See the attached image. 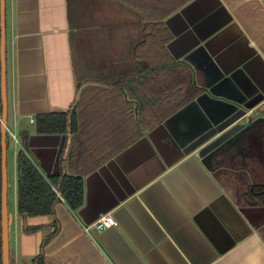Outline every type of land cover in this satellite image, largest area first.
I'll list each match as a JSON object with an SVG mask.
<instances>
[{
    "label": "crops",
    "instance_id": "crops-1",
    "mask_svg": "<svg viewBox=\"0 0 264 264\" xmlns=\"http://www.w3.org/2000/svg\"><path fill=\"white\" fill-rule=\"evenodd\" d=\"M5 23L18 141L7 143L10 264H35L55 233L45 264H264V204L242 199L264 187V0H5ZM233 74L260 104L240 126L204 134L209 87ZM165 100L187 103L141 124ZM74 108L97 154L77 166L72 135L36 130L37 117ZM20 151L46 177L81 176L83 206L73 212L62 200L54 216H21ZM108 214L117 227L83 232Z\"/></svg>",
    "mask_w": 264,
    "mask_h": 264
},
{
    "label": "trees",
    "instance_id": "trees-1",
    "mask_svg": "<svg viewBox=\"0 0 264 264\" xmlns=\"http://www.w3.org/2000/svg\"><path fill=\"white\" fill-rule=\"evenodd\" d=\"M177 73L173 71L170 76ZM122 83L115 84V87L121 86ZM100 92L98 90H93ZM84 94V92H83ZM84 102L83 95L81 103ZM187 103H174V100L169 101L170 108H167V100L161 101L158 104L159 108H155L141 116V124L146 127H154L163 123L173 114L179 107ZM164 106L166 113L163 112ZM78 108V107H76ZM72 109L67 113L49 114L37 117L36 130L40 135H72L73 146L70 159L76 160L74 165L88 163L90 158L96 157L97 154L91 149V140L83 139V125L77 122V113ZM162 112V113H161ZM2 115V112H0ZM9 140V137H8ZM95 165V164H94ZM99 165V164H98ZM97 168L99 166H96ZM96 167H92L95 169ZM17 174H18V212L23 217H40L54 216L55 209L58 204L65 202L71 211H78L84 203V181L81 176L57 175L46 177L38 168L36 162L31 156L20 151L17 158ZM247 200L258 201L264 204V187H252L243 195ZM253 205V204H252ZM256 206V205H255ZM2 174L0 172V264H2ZM38 228L29 229L28 232L33 233ZM58 232V230L56 231ZM56 233L50 236L42 245V252L35 264L44 263L43 250L48 245ZM264 240V236L261 233Z\"/></svg>",
    "mask_w": 264,
    "mask_h": 264
},
{
    "label": "water",
    "instance_id": "water-1",
    "mask_svg": "<svg viewBox=\"0 0 264 264\" xmlns=\"http://www.w3.org/2000/svg\"><path fill=\"white\" fill-rule=\"evenodd\" d=\"M6 23H5V0H1V109L2 123L0 124V142H1V174H2V264H10L9 257V208H8V134L6 126L8 125V95H7V60H6ZM213 99L210 112L207 113L208 122L204 134L210 132L231 121L240 126L241 119L246 116L260 104L257 99V92L253 85L247 79L240 78V74L215 77L209 87ZM247 101L250 104H247ZM248 102V103H249ZM180 114V113H179ZM177 116L171 118H177ZM171 121V120H169ZM168 121V122H169ZM168 122L166 123L168 125ZM202 134V135H204ZM211 155L209 154L208 157Z\"/></svg>",
    "mask_w": 264,
    "mask_h": 264
},
{
    "label": "built area",
    "instance_id": "built-area-1",
    "mask_svg": "<svg viewBox=\"0 0 264 264\" xmlns=\"http://www.w3.org/2000/svg\"><path fill=\"white\" fill-rule=\"evenodd\" d=\"M34 121V120H32ZM2 123V115L0 114V124ZM16 126V124H15ZM15 129V128H14ZM14 129H12L9 124L6 126L7 134L12 138L16 143H18ZM198 156V155H196ZM117 222L114 217L110 214L103 215L99 217L94 223L89 224L83 227V232L87 235H90L92 231H105L114 227H117Z\"/></svg>",
    "mask_w": 264,
    "mask_h": 264
},
{
    "label": "rangeland",
    "instance_id": "rangeland-1",
    "mask_svg": "<svg viewBox=\"0 0 264 264\" xmlns=\"http://www.w3.org/2000/svg\"><path fill=\"white\" fill-rule=\"evenodd\" d=\"M9 126L12 128L13 127V119H12V112H10V116H9ZM12 148H14V144H13V142H12ZM16 149H17V147H16ZM10 153H12V151H10ZM11 166V165H10ZM11 168V167H10ZM15 169H16V167H15ZM11 172V171H10ZM12 181H13V175L11 174V176H10V184H9V197H10V206L11 207H13V183H12ZM245 193H247V191H245ZM243 199V203H245V204H247V205H249V206H262V203H259L258 201H253V202H251V200H250V202H249V200H247V199H245L244 197L242 198ZM253 204V205H252ZM261 233H262V235L264 236V226H263V228L261 229Z\"/></svg>",
    "mask_w": 264,
    "mask_h": 264
},
{
    "label": "flooded vegetation",
    "instance_id": "flooded-vegetation-1",
    "mask_svg": "<svg viewBox=\"0 0 264 264\" xmlns=\"http://www.w3.org/2000/svg\"><path fill=\"white\" fill-rule=\"evenodd\" d=\"M256 187V186H255Z\"/></svg>",
    "mask_w": 264,
    "mask_h": 264
}]
</instances>
